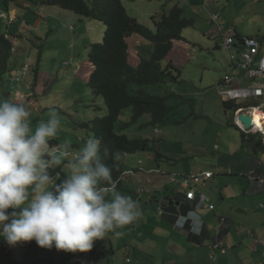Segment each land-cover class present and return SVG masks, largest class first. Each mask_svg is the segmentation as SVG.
<instances>
[{
    "label": "crops",
    "instance_id": "1",
    "mask_svg": "<svg viewBox=\"0 0 264 264\" xmlns=\"http://www.w3.org/2000/svg\"><path fill=\"white\" fill-rule=\"evenodd\" d=\"M180 1L184 2L183 5L179 4V6L185 8L187 12L199 15L198 21L200 25H198L195 30L204 37L209 38L207 42L211 43L216 39V46L221 47V43L218 42V38H216L217 36H221V34H218L220 33L219 24L217 26L210 22L209 15H207L208 12L206 13L203 10L204 8H206L207 11L217 12L222 15L219 20L220 26L225 28L224 33L227 36L234 37L235 52L231 50L234 54H237L238 47L243 38L255 37L259 39L261 43L260 51L256 55V59L264 55V0H247L245 7L242 9H239L237 0H206V6L205 0ZM11 5L14 6L15 10L17 9L14 3ZM11 5L5 10H0V12L11 13ZM41 9L45 11L43 19H46L47 22V12H50L51 8L50 6H43ZM243 9L245 12H242ZM227 10L235 11V16L232 17L228 14ZM252 10L254 11L252 12ZM39 11L38 7L34 5L26 9V13L22 15L19 13V18L17 16L18 21L10 23L16 25L18 29L16 34H11L12 32L8 27L12 26L9 25L8 20H6L8 22L6 31H10V37L13 42L17 39L21 44L20 45L17 41L16 44L18 45L14 44L16 53L18 51L23 55L25 48H28L26 54L30 53L32 57L33 52L39 47V44L34 42H29L31 49H29L28 46L24 47V43L22 42L23 38L19 34L20 32H22V34L29 32L28 27L30 20H28L27 17L31 13L35 14L34 16L37 17L39 16L37 14ZM248 13L251 14L248 15ZM40 14H42V12ZM193 17L196 18V15H193ZM258 17H260L261 22L258 20ZM242 18L244 22L241 21ZM25 20L28 21L24 22ZM37 21L38 20L34 22ZM196 23L197 21L195 24ZM40 34L41 33L38 32L37 36L41 37ZM34 35L36 36L34 32L26 34L27 41H31L29 37ZM183 36H185V33H183ZM221 40L223 41L222 36ZM149 43L150 42L146 40V42L139 48L137 47L136 50L131 51L130 49V61L135 66L141 62L142 57H146L143 55L145 54L143 52V47L148 46ZM134 51L138 53L140 57L136 64L133 61ZM16 59L17 58H13V62L17 65L18 59L17 61ZM41 62L42 58L38 56V63L36 65L37 70L32 73L33 77L35 75V80L31 77H27L22 81L24 83V89L29 87L31 91L24 89L20 91L19 84L21 82H16L17 84L9 83L14 87H12L13 89H16L12 92L9 91L11 87L6 86L5 81L6 77L10 74H7L4 79H0V83L4 81L3 83L5 85L1 86V89L8 98L16 100V97H20L21 95V101L24 102L27 107L30 104V106H33V110L44 116V112L41 111L42 109H48V107L45 108L41 103L42 101L52 102V106L49 107L50 109L53 107L58 108L61 102L58 101V97L55 95L53 89L55 84L52 87L47 86L46 76L51 74L45 70H40ZM172 62L175 64L174 61ZM235 63L237 62L235 61ZM235 63H232L230 60L229 71L226 74L231 75L233 80L227 83L224 81L223 83L224 77L218 83L222 84L224 89V102L233 100L237 108L228 109L225 106L227 113L231 114L232 118L220 131L222 140L220 144L216 146L218 147L217 157H215L214 160H205L204 164L207 165L204 168L196 167L195 169L185 171L187 173L214 172V176L206 180L205 185H196L197 187H195L198 193H205L210 203L215 205L213 210L206 207L198 210L201 219L206 223L203 234L201 236L191 235L189 231L180 229L175 225L176 211L172 212L171 210H167L165 204L167 201H173V199L178 203L180 202L178 200V190L180 186H175V192L171 191L173 185L176 183L171 180L170 174L165 173L161 164L158 162V166H155L150 163V159L144 158H133V160H131L129 154L126 155V170L138 167V161L143 160L144 166L146 167L147 165L146 169H161L164 174L160 172L141 171L137 175L130 177L129 183L123 178L122 185L120 188H117V190L121 193L129 194L138 202L142 209L143 217L133 225L120 229L119 231H122L123 235L116 236L110 233L103 240L95 242L94 247L87 251L89 255H91L89 263L94 259L95 264H97L94 255H99L102 257V262H100V264H235L237 258L240 264H264V246L261 242L264 240V211H261L264 208V147L256 150L255 145L257 143V138L263 139L264 142V132L261 131V128L258 126H254L252 129H245L238 119L239 115L243 112L252 114L259 109L258 111L261 110L264 113V96L256 97L251 94L249 87L251 79L247 71L240 70ZM22 64L23 62L21 65ZM80 68L81 67H77V69ZM91 74L92 71L88 75L89 79ZM77 76L79 78V75ZM79 79L80 81L82 80L81 78ZM259 83L262 84L264 88V79L260 80ZM59 110L62 109L59 108ZM257 133L260 134L256 138L252 137ZM241 134L242 137H240ZM79 140L82 141L81 138ZM52 144L53 143H51V145ZM58 144L60 143L58 142ZM161 145L162 142L158 146L156 145V148L159 150ZM145 150L144 148L142 151ZM150 152H152V150ZM137 153L138 152L134 154ZM155 159L158 160V157ZM208 164L211 165L208 166ZM226 167H228V169H226ZM224 169L228 171L224 173ZM250 169L254 171L249 173ZM236 173L239 175H234ZM261 180H263V182ZM192 186L194 187L195 185L193 184ZM241 188L243 191L240 192ZM161 194L164 196L163 199L160 197ZM258 202L261 203L259 206L261 210L258 207ZM177 206L178 204H176V207ZM244 206L247 209H253L251 207L259 209V226H253L247 221L243 224L236 218V215L239 217H247L241 212ZM161 209L165 212L160 213ZM245 212L249 214L248 210ZM221 217L226 218L225 223L221 222ZM215 244H218V246L214 247ZM118 249L122 250V258H117L120 256L117 254ZM63 252L65 251L61 250L59 253L54 251L48 256L57 258L59 254L64 255L70 253L69 260L78 264L84 260V254L82 252H66L64 254ZM115 252V258H112V254ZM50 260H52V258Z\"/></svg>",
    "mask_w": 264,
    "mask_h": 264
},
{
    "label": "rangeland",
    "instance_id": "2",
    "mask_svg": "<svg viewBox=\"0 0 264 264\" xmlns=\"http://www.w3.org/2000/svg\"><path fill=\"white\" fill-rule=\"evenodd\" d=\"M183 2L180 0H123L128 13L152 30H156L153 16H156L158 19L163 13H169L175 5H183ZM246 2L247 0H237L239 9L245 7ZM20 3L22 7L14 2L16 10L11 5L13 3L10 4L11 13L7 14V19L0 17V27L3 32L6 31L8 27L7 23L9 22V25L12 27H8V29L12 32L11 34H16L18 30L16 25L10 23L18 21L19 13L22 15L26 13V9L34 6L33 3L26 0H20ZM50 8L51 11L47 12L48 16H46L47 22L46 19H43L45 11L41 8H38L40 11L37 12L39 16L35 17V14L31 13L27 17L30 20V24L28 27L29 32L26 34L34 32L36 36L29 37L31 41H27L26 34L20 32L19 34L23 38V41H21L24 43V47L28 46L29 49H31L29 42L38 43L39 47L33 52L32 57L30 53V55L26 54L28 48H25L23 55L15 51L14 58L18 59V64L14 65L16 66V70H20L24 67V64L28 63L30 65L28 78L31 77L35 80V75L33 77L32 73L37 70L36 65L39 56V58H42L40 70H45L51 74L46 76V82L48 87H52L55 84L53 89L56 97H58V101L61 102L56 111L60 116L62 128L57 138L53 139L50 143H53L54 146H57L58 142L60 144L64 142L70 144L68 151H71V156L63 159L66 161L63 171L67 176L70 163L75 159L74 157H76L79 148L83 146L88 138L95 137L94 130L92 129L94 118L98 116L103 117L107 113L103 97L94 94V90L88 85V75L95 69L94 63L88 56L89 48L93 43L104 41L105 24L101 20L85 18L60 7L52 6ZM5 9V0H0V10ZM203 10L206 13L208 12L206 8ZM233 10H227L228 14L232 17L235 16V11ZM41 12L42 14H40ZM242 12H245L244 9ZM192 14L188 12L187 16L192 17L196 15L197 23L195 26L184 30L185 36H183V39L175 43L174 48L163 61L164 66L169 61L175 62L181 71L179 80H168L166 83L145 86V90L148 93L160 96L170 95L168 103L173 107L166 119L158 125L163 132L161 135L162 145L159 150L156 148L155 126L143 123L145 122L146 115L129 128H123V121H129L131 117V108H127L121 113L120 121L116 124V131L121 134H127L130 138L150 139L152 152L146 149L145 151H139L137 154H130L131 160L133 158L150 159V163L155 166H158L159 162L167 174H182L196 167L204 168L207 165L204 164L205 160H214L218 154V147L216 146L222 140L220 131L232 118V115L228 114L225 109L222 84H218L229 71V51L223 47L221 36L216 37L218 38L217 41L221 43V47L216 46V39L211 43L207 42L209 38L204 37L195 30L200 25L198 21L199 15ZM250 14L248 13V15ZM36 20L38 21L34 22ZM258 20L261 22L260 17H258ZM241 21L244 22V19L242 18ZM38 32L41 33V37L37 36ZM9 38L11 39V37ZM16 41L18 42L15 39L14 44L18 45ZM129 42L132 51L142 46L146 40L141 35L134 34L130 37ZM18 43L20 44V42ZM143 48V52L145 53L143 55L149 57L151 43ZM232 51L235 52V49ZM133 54V61L136 64L140 57L135 51ZM22 62L23 64L21 65ZM77 67L81 68L77 69ZM77 75L82 79L81 81ZM11 76L10 73L6 77L5 82L6 86L11 87L9 91L12 92L16 89H13L14 87L9 83H16V79L15 76ZM3 82L0 83V98H8L1 89V86L5 85ZM17 82L19 83L20 81ZM23 84V82L19 84L20 91L24 89ZM137 87L134 85L132 91L136 92ZM24 90L29 91L30 88L28 87ZM20 97L17 96L16 100L21 101ZM41 103L45 108L48 107V109L43 111L44 116L33 110V106L30 108L33 127L40 120H47L50 110H55L54 108H49L52 106V102L42 101ZM59 108L62 110H59ZM89 124L90 127L88 128ZM240 137H242V134ZM80 138L82 141L79 140ZM156 152H159L160 155L155 154ZM156 157H158V160L155 159ZM226 171L228 170L224 169V173ZM253 171V169H250L249 173ZM234 175L238 176L239 174L236 173ZM130 177L132 176L128 175L125 177L126 182L128 181L129 183ZM63 178L57 177L55 183H59ZM261 181L263 182V180ZM175 186L177 184L173 185L172 192H175ZM241 191H243L242 188ZM160 197L164 198L162 194ZM258 204L259 207L261 203L258 202ZM251 208L253 209H247L245 206L242 207L243 211L241 212L247 217L236 215V218L243 224L247 221L253 226H259L258 210H261V207L259 209L256 207ZM246 210L249 211V214L245 212ZM261 211L263 212L264 208ZM34 250L33 247L23 244L16 247H8L0 240V264H78L68 259L71 255L70 253L64 254L65 252H63L64 255L59 254L57 258H53L46 256L45 252H42L38 256L35 253L31 254L30 251ZM51 251L59 253L61 250L52 249ZM82 253L84 254V260L83 263L79 264H90L89 258L91 255H89V252ZM121 253L122 250L118 249L117 254L120 256L117 258H122ZM115 254L116 252L112 254V258H115ZM47 255L49 254L47 253ZM94 257L97 260V264L102 262L101 256L94 255ZM51 258L52 260H50ZM235 264H240L238 258Z\"/></svg>",
    "mask_w": 264,
    "mask_h": 264
},
{
    "label": "clouds",
    "instance_id": "3",
    "mask_svg": "<svg viewBox=\"0 0 264 264\" xmlns=\"http://www.w3.org/2000/svg\"><path fill=\"white\" fill-rule=\"evenodd\" d=\"M206 3L205 0V6ZM211 14L219 15L220 25L222 15L208 11L213 24ZM222 29L223 34H220L224 41L225 28ZM25 67L26 75L17 80L16 76ZM29 71L30 65L26 63L20 70L11 72V77L22 82ZM31 115L24 102L0 98V240L3 243L16 247L34 241L37 247L48 250L46 256L54 252L50 251L52 249L65 253L86 252L110 233L123 235L120 229L143 217L138 202L118 191L117 181L113 178L114 168L126 155L123 151L115 149L111 153L114 163L109 165L102 158L99 139L90 137L70 163L67 176L55 183L50 170L71 153L68 151L70 144L64 142L54 146L50 143L62 128L56 110H50L48 119L40 120L35 127ZM141 166L145 169L143 171L162 173L161 169H146L144 161L139 160L138 167L125 170L121 180L128 175H137L142 171ZM172 174L176 173H171L170 178ZM185 194L180 188L175 225L191 235L201 236L206 223L198 212L200 208L184 204ZM167 204L170 205L168 201ZM90 264H95L94 259Z\"/></svg>",
    "mask_w": 264,
    "mask_h": 264
},
{
    "label": "trees",
    "instance_id": "4",
    "mask_svg": "<svg viewBox=\"0 0 264 264\" xmlns=\"http://www.w3.org/2000/svg\"><path fill=\"white\" fill-rule=\"evenodd\" d=\"M18 1L5 0L6 9L14 2L21 5ZM26 1H30L38 8L43 6L60 7L85 18L101 20L105 24L104 41L90 45L88 54L95 65L88 85L94 90V94L103 97L107 111L105 116L94 118L92 128L95 138L100 141L104 162L109 165L114 163L111 153L115 149L123 151L126 155L142 151L144 148L153 150L152 145L150 146V139L130 138L127 134L116 131V124L120 121V115L127 108H131V117L129 121H123V128H129L146 115L147 118L145 117L143 123L155 126V142L157 146L161 144L163 132L158 125L166 119L173 108L168 103L170 95L160 96L148 93L145 86L166 83L168 80H179L180 69L172 61L164 66L163 61L168 57L175 43L183 39L184 30L195 25L196 18L187 16L188 12L185 8L177 4L169 13H163L158 19L153 16L156 30H152L128 13L123 0ZM134 34L141 35L151 43L149 57H142L137 66L130 61L129 39ZM9 35L11 34L0 29V79H4L7 74L16 69L13 62L16 48ZM134 85L138 86L136 92L132 91ZM225 106L228 109L237 108L233 100L225 101ZM28 107L31 108L30 104ZM43 111L45 110L42 109L41 112ZM156 128L159 132H156ZM259 134L257 133L252 137L256 138ZM255 145L256 150L263 148V139L257 138ZM155 154H159V152ZM126 155L119 162V166L113 170V178L117 181V188H120L123 182L121 177L126 170ZM70 156L71 153L64 158L67 159ZM65 163L66 161L63 160L60 165L51 168L50 176L54 182H56L57 177L66 176L63 171ZM165 208L172 212L177 210L175 204L166 203ZM23 245L33 247L35 250L30 251V253H35L37 256L46 251V249L37 247L34 241Z\"/></svg>",
    "mask_w": 264,
    "mask_h": 264
},
{
    "label": "built area",
    "instance_id": "5",
    "mask_svg": "<svg viewBox=\"0 0 264 264\" xmlns=\"http://www.w3.org/2000/svg\"><path fill=\"white\" fill-rule=\"evenodd\" d=\"M0 16H3L7 18L8 16L5 13H0ZM219 15L218 14H211V20L215 24L218 23ZM220 32L223 34V29L219 25ZM235 43V40L233 37H229L227 35H224V41L223 45L224 47L229 51V58L232 63H235L238 65L240 70L247 71L249 78L251 79L250 84V90L251 94L260 97L264 96V88L262 87V84L259 83L260 80L264 79V55L256 59V55L260 51L261 43L259 39H256L255 37H246L241 42L240 46L238 47L237 54H234L231 52V49L233 48ZM27 70L26 67L16 76V79L19 80L21 76L26 75ZM233 80V77L231 75H226L225 79L222 81L231 82ZM253 115V113H252ZM241 123V122H240ZM242 124V123H241ZM242 126L247 129L243 124ZM261 128V127H260ZM261 130V129H260ZM156 132H159L158 129H156ZM140 164H142V161H140ZM142 171L145 170L143 166L140 168ZM155 171V170H153ZM152 170L149 172H153ZM158 172V170H156ZM134 173V172H133ZM214 173L213 171H205V172H190V173H182V174H172L171 180L175 182L180 188L184 189L186 194L184 195V201L185 205L191 206L195 209L201 208L203 206L208 207L210 209H214L215 206L212 203H209V198L201 193L198 194L196 192V185L203 186L205 185V181L208 178L213 177ZM195 185L194 187L192 185ZM179 192V190H178ZM188 200H191V203H188ZM192 209V208H191ZM163 209L160 210V213H163ZM222 221H226L224 217L221 218ZM184 226V223H183ZM262 244L264 245V240L262 241ZM218 246V244H215L214 247Z\"/></svg>",
    "mask_w": 264,
    "mask_h": 264
},
{
    "label": "water",
    "instance_id": "6",
    "mask_svg": "<svg viewBox=\"0 0 264 264\" xmlns=\"http://www.w3.org/2000/svg\"><path fill=\"white\" fill-rule=\"evenodd\" d=\"M238 119L247 129H252L256 125L254 122L253 116L249 113H246V112L241 113ZM168 202L170 204H174V203L179 204L174 199L173 201H168Z\"/></svg>",
    "mask_w": 264,
    "mask_h": 264
},
{
    "label": "bare ground",
    "instance_id": "7",
    "mask_svg": "<svg viewBox=\"0 0 264 264\" xmlns=\"http://www.w3.org/2000/svg\"><path fill=\"white\" fill-rule=\"evenodd\" d=\"M258 110L259 109H257L252 116L256 126L262 127V129L264 130V113L261 110V112Z\"/></svg>",
    "mask_w": 264,
    "mask_h": 264
}]
</instances>
